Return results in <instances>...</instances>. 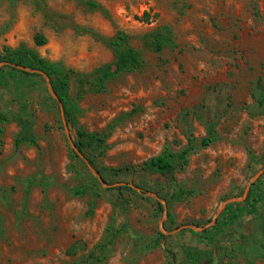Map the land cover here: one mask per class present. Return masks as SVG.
Instances as JSON below:
<instances>
[{"label": "rangeland", "instance_id": "rangeland-1", "mask_svg": "<svg viewBox=\"0 0 264 264\" xmlns=\"http://www.w3.org/2000/svg\"><path fill=\"white\" fill-rule=\"evenodd\" d=\"M164 27L175 45L156 53L144 38ZM121 32L142 67L100 92L72 82L80 127L107 137L104 150L85 149L93 171L71 153L49 78L0 74V264H185L188 249L201 264H264V175L249 189L264 170L253 98L264 87V0H0L1 53L25 47L93 83ZM27 123L38 145L17 147ZM210 125L214 144L187 165L148 168L166 148L179 154L188 130L207 138ZM180 190L192 195L173 200Z\"/></svg>", "mask_w": 264, "mask_h": 264}, {"label": "trees", "instance_id": "trees-1", "mask_svg": "<svg viewBox=\"0 0 264 264\" xmlns=\"http://www.w3.org/2000/svg\"><path fill=\"white\" fill-rule=\"evenodd\" d=\"M89 6L96 8V5L92 2L89 3ZM145 17H148L147 13L145 14ZM144 39L148 47L154 50L156 53H161L166 47L175 45L173 32L169 27H164L154 31L153 33L147 35ZM35 41L37 45H45L47 43V40L41 35L37 36ZM109 46L113 49L115 54L114 62L111 65L99 70L98 73L101 75V77L98 78L95 83L90 80V76L81 75L73 69H66L58 63H51L50 61L41 58L34 51L25 47H22L18 50L5 48L4 53L0 52V64H10L9 67L2 68L0 70V74L4 73L5 69H9L12 72H18L19 74H22L28 78H43V76L40 74H29L25 71H22L16 68L17 66L43 72L50 79L53 89L63 105L67 123L71 125V127L77 128L79 131L81 142L75 144L81 153L85 155V149L88 147L93 148L95 151L104 150L106 148L105 144L107 137H101L97 134H89L80 127L78 120L81 113L79 102L71 94L73 80L77 81L83 89L90 87L92 90L100 92L105 89L108 81L113 80L120 75L135 72L143 65L141 54L130 46L129 38L125 33H119L116 40L110 42ZM83 95L84 94H81L80 98H82ZM253 98L257 103V113L259 115H264V87L261 80L257 82L255 89L253 90ZM6 121H8L7 116H0V124ZM215 128L216 125H210L207 129L208 137L201 141H198L192 135L191 130H188L187 146L179 154H173L169 148H166L158 157L153 158L149 162L148 168L157 173L164 174L166 172L173 171L176 168L177 160L184 166L187 165L190 156L193 155L198 149L207 148L214 144L217 138ZM0 130L2 131L1 128ZM25 144L30 146L38 145L37 139L33 134V126L32 124L28 123L23 125L21 136H19L16 141L17 147ZM71 153L75 159L80 160V157L73 149H71ZM251 158L254 159L253 156ZM89 162L93 165L90 159ZM99 172L102 175V171ZM256 185L257 184H254L253 186ZM87 191L88 187L86 186L85 188L76 189L75 194L78 196L85 195ZM191 195V192L180 190L172 196L173 200H182L185 197H190ZM158 205L160 209H163L162 204ZM169 219L172 221V216L169 215ZM116 236L117 232H112V237L115 238ZM159 237L161 240L166 239V236L163 234H159ZM111 242L112 240L109 243ZM97 250L100 251L99 253L102 256H105L107 246L104 244L100 245L98 246ZM202 259L203 254L199 250H186L185 264H201Z\"/></svg>", "mask_w": 264, "mask_h": 264}, {"label": "water", "instance_id": "water-1", "mask_svg": "<svg viewBox=\"0 0 264 264\" xmlns=\"http://www.w3.org/2000/svg\"><path fill=\"white\" fill-rule=\"evenodd\" d=\"M16 67V66H14ZM16 68L22 70V71H25V72H30V73H38V74H41L43 76H45V74L41 71H35V70H29V69H26L24 67H19L17 66ZM46 77V76H45ZM48 80V86H49V92L50 94L52 95V97L57 101V103L59 104L60 108H61V114H62V117H63V124H64V128H65V131H66V136H67V140L69 142V145L70 147L76 152V154L87 164V166L89 167V169L91 171H93L92 169V166L91 164L89 163V161L87 160V158L81 153V151L78 149V147L76 146L75 142L73 141L72 139V136H71V132L68 128V125H67V122L65 120V113H64V109H63V105L59 99V97L57 96V94L55 93L54 89H53V86L50 82L49 79ZM264 174V170L262 172H260L253 180L252 182V185L254 183H256V181ZM96 177L99 179V181L101 182L102 185H105V182L104 180L102 179L101 175L99 173H95ZM247 196V193L245 194L244 198H246ZM235 202V200H231V201H228L224 207H226L229 203H233Z\"/></svg>", "mask_w": 264, "mask_h": 264}, {"label": "crops", "instance_id": "crops-1", "mask_svg": "<svg viewBox=\"0 0 264 264\" xmlns=\"http://www.w3.org/2000/svg\"><path fill=\"white\" fill-rule=\"evenodd\" d=\"M263 175H264V174H263ZM263 175H262V176H263ZM262 176H261V177H262ZM254 184H256V183H254ZM254 184H253V185H254ZM253 185H251L249 189H251V187H252ZM249 191H250V190H248V191L246 192V193H247V196H248V194H249ZM247 196H246V197H247ZM244 199H246V198H244ZM235 202H236V201H235Z\"/></svg>", "mask_w": 264, "mask_h": 264}]
</instances>
